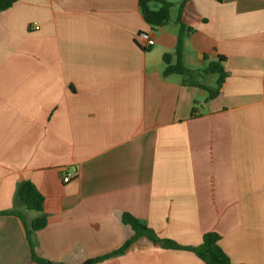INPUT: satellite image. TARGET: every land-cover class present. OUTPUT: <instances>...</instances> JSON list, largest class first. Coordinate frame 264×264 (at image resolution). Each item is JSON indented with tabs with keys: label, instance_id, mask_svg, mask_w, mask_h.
Segmentation results:
<instances>
[{
	"label": "crops",
	"instance_id": "crops-1",
	"mask_svg": "<svg viewBox=\"0 0 264 264\" xmlns=\"http://www.w3.org/2000/svg\"><path fill=\"white\" fill-rule=\"evenodd\" d=\"M165 1L170 22L155 30L139 0H18L0 13V212L32 182L47 216L35 250L55 264L117 251L134 235L124 214L181 246L215 232L232 264H264V0ZM179 17L191 80L163 75ZM218 55L228 76L209 99L193 82L215 88L200 79L216 86L205 69ZM0 264H33L16 216H0ZM96 264L205 263L142 236Z\"/></svg>",
	"mask_w": 264,
	"mask_h": 264
},
{
	"label": "trees",
	"instance_id": "trees-1",
	"mask_svg": "<svg viewBox=\"0 0 264 264\" xmlns=\"http://www.w3.org/2000/svg\"><path fill=\"white\" fill-rule=\"evenodd\" d=\"M18 0H0V13L11 8ZM189 0H183L180 3V10L184 7L185 3ZM221 1V0H217ZM140 11L144 20L152 29H158L166 26L170 22V11L172 4L165 0H139ZM179 25L178 41L173 54H165L164 61L166 64L163 75L165 77L173 74L181 75L186 78H193L194 72L188 69L183 64V49L185 33L188 31L181 18L177 20ZM149 51L150 49H144ZM226 57L218 55L215 60L209 62L205 72L207 74L218 75V80L215 88H208L201 84H196L209 93V99L218 95L223 83L225 82L228 73L225 70L224 64ZM194 115V112L192 113ZM24 211H33L38 213V216L31 222H27ZM0 216H16L18 217L25 229L26 237L31 249V261L33 264H55L52 261L39 256L35 250L34 234L36 231L45 228L47 225V216L44 213V196L30 181H21L17 185L14 199V208L10 211L0 212ZM122 221L124 224L129 225L133 230V237L125 242V244L117 251L108 256L92 259L84 264H96L111 256L123 254L139 237L145 236L154 244L161 246L164 249L172 250H186L195 253L205 264H232L230 258L220 246L221 237L215 232H210L204 235L201 245L181 246L169 239H163L150 228H148L142 221L131 216L124 214Z\"/></svg>",
	"mask_w": 264,
	"mask_h": 264
},
{
	"label": "built area",
	"instance_id": "built-area-1",
	"mask_svg": "<svg viewBox=\"0 0 264 264\" xmlns=\"http://www.w3.org/2000/svg\"><path fill=\"white\" fill-rule=\"evenodd\" d=\"M35 30L39 29L38 26H34L33 27ZM139 38L142 41V45L145 48L148 47H152L155 44V39L153 35H150L148 33H140L139 34ZM75 177V175L71 174V173H67L66 175H64L63 177V182L67 183L70 182L73 178Z\"/></svg>",
	"mask_w": 264,
	"mask_h": 264
},
{
	"label": "rangeland",
	"instance_id": "rangeland-1",
	"mask_svg": "<svg viewBox=\"0 0 264 264\" xmlns=\"http://www.w3.org/2000/svg\"><path fill=\"white\" fill-rule=\"evenodd\" d=\"M215 78L216 77L209 75V76L205 77L204 79H200V81L210 83L213 87H216V86H214L215 85Z\"/></svg>",
	"mask_w": 264,
	"mask_h": 264
}]
</instances>
